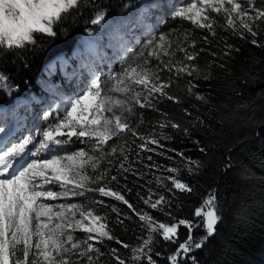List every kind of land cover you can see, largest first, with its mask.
<instances>
[{"label": "snow or ice", "instance_id": "snow-or-ice-1", "mask_svg": "<svg viewBox=\"0 0 264 264\" xmlns=\"http://www.w3.org/2000/svg\"><path fill=\"white\" fill-rule=\"evenodd\" d=\"M167 7L169 18L188 21L212 37L220 27L241 38L250 34L251 43L259 45L255 37L264 24V0H260L259 6L257 0H189L186 3L173 0ZM87 8L96 9L92 24L104 22L106 13L95 0H0V55L37 45V34L55 37L59 25ZM202 42H209L207 35ZM195 49L196 41L190 39L187 31H176L175 35L149 33L138 49H126L119 72L109 74L106 79L93 72L85 90L58 104L55 115L46 113V125L27 135L14 134L6 130L5 118L0 116V264H108L104 257L114 260L115 264H157L153 258L157 236L177 243L178 230L185 226L187 237L168 257L170 264H181L182 258L202 248L215 235L221 220L215 191L195 208L194 216L200 218L199 223L178 219L166 211L172 201L151 187L146 189V195L137 192L143 205L171 218L160 222L150 212L137 210L126 198L132 191L127 184L121 186L123 191L111 187L112 182L120 184L118 175L124 180L128 179L124 173H131L133 177L146 175L135 170L129 161V140L144 152H156L165 147L162 140L171 138L161 133L140 132L144 123L140 110L159 111L157 104L162 99L180 105V97L170 89L179 87L181 81L186 83L187 96L207 102L206 97L195 92L197 85L193 83L195 74L201 71L193 62L205 49ZM189 77L192 79H186ZM6 80L0 73V86L6 87ZM182 112L191 116L187 108ZM162 115L165 119L159 122V128L188 131L169 119L167 113ZM76 142L85 147L66 151L65 146ZM178 156L180 163L163 167L162 171L168 175L156 176L154 181L173 196L176 191L192 193L193 186L182 174L195 175L202 168L200 161L185 157L183 152ZM147 160L152 161V156H147ZM145 167L161 170L154 163ZM113 169L118 175L112 174ZM89 194L112 198L131 210L142 222L144 235L139 238L140 242L132 246L114 236L108 213L100 214L97 206L108 207L115 214L116 223L121 225L124 218L131 217L121 218L119 208L105 206L103 199ZM196 227L204 229L202 237H193L192 229ZM106 240L129 249L128 256L122 257L118 248L102 251ZM191 259L194 261L195 257Z\"/></svg>", "mask_w": 264, "mask_h": 264}, {"label": "trees", "instance_id": "trees-1", "mask_svg": "<svg viewBox=\"0 0 264 264\" xmlns=\"http://www.w3.org/2000/svg\"><path fill=\"white\" fill-rule=\"evenodd\" d=\"M172 2L173 0H95V4L106 13L101 24L91 23L96 9L87 8L75 18L59 25L55 37L37 34V45L3 53L0 55V73L7 78V86H0V104L10 103L13 99L23 98L29 93L38 92L39 88L42 89L37 77L45 64L63 53L72 52L85 33L91 29L107 27L120 20L122 23L127 19L133 21L143 12L142 17L146 21L140 27V35L138 34L140 43L131 44L126 49H138L146 42L149 33L175 35L176 31H187L190 39L196 41L195 50L205 49L193 62L201 69L195 74L193 83L197 85L195 92L206 97L207 102L196 100L194 96H187L186 83L181 81L179 87L173 86L170 89L173 95L180 97L182 101L180 105L162 99L157 104L159 111L140 110L143 112L144 121L139 128L140 132L145 135L149 132L161 133L171 138L162 140L161 143L165 147L157 149L156 152H144L129 140L131 149L129 161L135 170L146 175L133 177L131 173H124L123 175L128 177L124 180L116 169H113L112 174L118 175L120 184L112 182L111 187L123 191L121 186L127 184L132 191L126 198L137 210L150 212L160 222H168L171 218L143 205L138 199L137 192L146 195V189L151 187L153 191L168 196L172 201L171 208L166 211H171L178 219H190L193 223H199L200 218L194 216V210L201 205L203 198L215 191L221 215L216 233L202 248L194 249L187 257L182 258L181 264H264V24L258 30L259 35L255 37L259 45L251 43L253 37L250 34H246V38H241L220 27L216 29L217 35L212 37L188 21L169 18L166 15L167 5ZM259 4L260 0H257V5ZM206 35L209 42L203 43ZM226 44L232 47L226 48ZM126 49L123 50V56L127 55ZM211 52L217 55L213 56ZM94 54L95 52L91 51V57H83L74 63L79 72L83 70L85 75H89L81 79L89 81L91 78L90 72L88 73V70H92L90 60H94L98 65L102 79L121 70L122 58L113 63L108 72L101 55L98 54L97 59ZM64 56L70 58L71 54ZM72 69L70 65L67 75L62 73L61 69V72L55 74L49 72V75H61L54 77L58 82H63L65 78L61 87L64 89L68 84L67 78L73 74ZM183 108H187L191 116L183 113ZM162 113H167L169 119L180 123L182 128L186 127L188 131L185 133L171 127L159 128V122L165 119ZM201 148L205 151L202 152ZM160 152L165 154L159 155ZM180 152L191 160L200 161L202 168L195 175L182 174V178L193 186L192 193L176 191L173 196L172 193L160 189L154 181L156 176L168 175L162 171L163 167H173L180 163L178 156ZM149 155L152 156V161L147 160ZM150 163L160 165L161 170L156 168L149 170L145 165ZM150 181L152 183H149ZM89 195L95 199H103L105 206L115 205L122 213L121 218L131 217L124 218V224L121 225L116 223V216L108 207L97 206L100 214L108 213L109 227L114 236L132 246L140 242L139 238L144 235L140 227L142 222L131 210L112 198ZM204 234L202 227L192 229L194 238L202 237ZM187 235L188 229L180 226L177 243L164 241L162 236H157L153 245V258L157 264H170L168 257ZM110 248H118L122 257L129 254V249L123 248L115 241L106 240L102 251L107 252ZM156 252L160 255L156 256ZM191 257H195V260L193 261ZM102 259L108 261V264H115V261L109 260L108 257Z\"/></svg>", "mask_w": 264, "mask_h": 264}, {"label": "rangeland", "instance_id": "rangeland-1", "mask_svg": "<svg viewBox=\"0 0 264 264\" xmlns=\"http://www.w3.org/2000/svg\"><path fill=\"white\" fill-rule=\"evenodd\" d=\"M142 16L143 12L135 17L133 21L127 19L122 23V20H120L117 21L118 23L110 24L107 27L91 29L85 33L79 45L72 52L70 51L71 53H63V55H59L54 60H50L51 62H47L42 69L43 71L37 77L38 83L41 82L43 91L39 88L38 92L29 93L23 98L13 99L10 103L4 105L0 104V114L5 116L7 112L9 113V119L4 120L7 126L6 130L14 132V134L27 135L30 131L46 125L47 121H45L44 117L47 112H53L55 115L58 104H61L66 98L74 97L77 93L85 90V85H87L88 81L81 78L89 77V75H85L83 70L79 72L74 63L83 57H91V51L92 53L95 52L94 57L97 59L99 57L98 54L101 55L102 61L108 67V72H110L112 64L122 58L124 49L130 47L131 44L138 45L140 43L138 39L141 33L140 27L146 21ZM119 43L120 45H118ZM84 51L86 52L84 53ZM77 52L84 54H76ZM70 54V58L64 56H70ZM73 57L74 59H71ZM89 64H91L92 68V70H88L90 75L93 72L99 73L101 71L94 60H90ZM70 65L73 68L71 70L73 74L67 78L68 84L62 89L65 78L63 82L55 81L54 77L61 75L50 76L49 72H54L53 74H55L58 71L61 72V69L62 73L67 75L70 71ZM57 68L59 70H56ZM99 74L101 75L102 73ZM65 147L66 151L71 152L84 147V145L76 142ZM78 235L83 234L78 233Z\"/></svg>", "mask_w": 264, "mask_h": 264}, {"label": "bare ground", "instance_id": "bare-ground-1", "mask_svg": "<svg viewBox=\"0 0 264 264\" xmlns=\"http://www.w3.org/2000/svg\"><path fill=\"white\" fill-rule=\"evenodd\" d=\"M1 112V111H0ZM0 116H3L4 118H5V120L8 118L9 119V113L7 112L6 113V115L4 116V115H2V114H0Z\"/></svg>", "mask_w": 264, "mask_h": 264}]
</instances>
